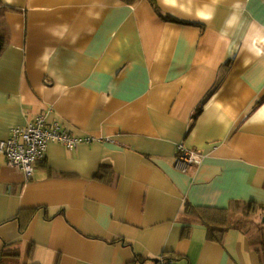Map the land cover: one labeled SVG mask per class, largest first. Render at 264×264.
<instances>
[{
  "label": "crops",
  "instance_id": "obj_1",
  "mask_svg": "<svg viewBox=\"0 0 264 264\" xmlns=\"http://www.w3.org/2000/svg\"><path fill=\"white\" fill-rule=\"evenodd\" d=\"M1 2L0 140L40 115L90 140L50 141L30 177L0 155V252L260 264L245 232L211 241L183 208L264 206V0ZM178 144L200 162L182 171Z\"/></svg>",
  "mask_w": 264,
  "mask_h": 264
},
{
  "label": "trees",
  "instance_id": "obj_2",
  "mask_svg": "<svg viewBox=\"0 0 264 264\" xmlns=\"http://www.w3.org/2000/svg\"><path fill=\"white\" fill-rule=\"evenodd\" d=\"M132 3L135 0H123ZM153 2V0H150ZM155 6V5H153ZM5 6L0 0V55L7 45L6 36L2 30V25L6 13L12 10ZM255 202H244L241 200L231 201L227 208L197 207L189 201L184 203V212L195 218V222L202 224L206 229V237L211 241L222 240L228 230L236 229L246 233L249 243L259 252L261 263L264 264V223L251 212L258 209ZM19 253H14L11 248L3 246L0 252V264H18Z\"/></svg>",
  "mask_w": 264,
  "mask_h": 264
},
{
  "label": "built area",
  "instance_id": "obj_3",
  "mask_svg": "<svg viewBox=\"0 0 264 264\" xmlns=\"http://www.w3.org/2000/svg\"><path fill=\"white\" fill-rule=\"evenodd\" d=\"M89 140L90 138H75L68 135L56 125L47 127L44 116L40 115L27 125L14 127L7 138L0 140V155L6 159L8 165L20 168L27 177H30L35 162L45 156L50 141L62 142L71 150L78 142ZM176 148L177 159L186 162L181 167L182 171L200 162L201 155L198 151L185 149L182 144H178ZM156 264L172 262L161 257Z\"/></svg>",
  "mask_w": 264,
  "mask_h": 264
},
{
  "label": "rangeland",
  "instance_id": "obj_4",
  "mask_svg": "<svg viewBox=\"0 0 264 264\" xmlns=\"http://www.w3.org/2000/svg\"><path fill=\"white\" fill-rule=\"evenodd\" d=\"M251 212L256 216V218L261 217L260 219H262L261 221L264 223V206H261L258 209H255L254 211L252 210Z\"/></svg>",
  "mask_w": 264,
  "mask_h": 264
}]
</instances>
